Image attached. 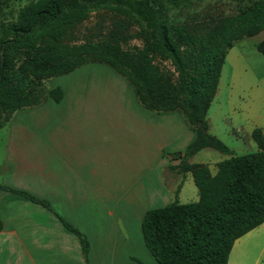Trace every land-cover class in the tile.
<instances>
[{
    "label": "trees",
    "instance_id": "16d2710c",
    "mask_svg": "<svg viewBox=\"0 0 264 264\" xmlns=\"http://www.w3.org/2000/svg\"><path fill=\"white\" fill-rule=\"evenodd\" d=\"M118 1L135 13L140 47H122L124 35L117 31L76 41V27L92 10ZM168 1L174 5L177 0ZM263 29L264 0L200 23L173 19L153 0H0V128L16 110L62 98L61 87L47 89L44 80L89 62L108 65L128 81L144 108L182 113L193 134L171 168L190 173L198 199L147 209L140 221L144 247L157 264H227L234 241L264 222V134L254 127L251 138L257 149L236 155L208 132L205 116L228 50ZM256 48L264 54V38ZM204 148L227 155L213 174L206 164L188 160ZM0 190L51 209L27 192L1 184ZM60 219L78 236L86 256V236Z\"/></svg>",
    "mask_w": 264,
    "mask_h": 264
},
{
    "label": "crops",
    "instance_id": "0c3cea01",
    "mask_svg": "<svg viewBox=\"0 0 264 264\" xmlns=\"http://www.w3.org/2000/svg\"><path fill=\"white\" fill-rule=\"evenodd\" d=\"M119 76L107 81L100 93L85 91L88 84H82L71 98L80 109L26 113L32 118V130L11 125L3 146L0 184L44 200L51 209L14 191L0 190V264H139V220L145 211L138 216V201L144 196L138 159L142 167L148 166L155 155V133L179 135L185 122L180 126L177 111L144 108L136 96L137 102L127 98L134 107L128 109L124 96L128 81ZM108 97L118 102V108L107 112ZM61 103L62 98L54 101V108H61ZM111 118L117 120L113 127ZM205 120L208 132L218 138L208 111ZM156 143L159 152L163 142ZM178 162L169 158L160 169L162 178L165 174L174 182L169 193L181 175L171 168ZM60 217L86 236V256L78 236L65 228Z\"/></svg>",
    "mask_w": 264,
    "mask_h": 264
},
{
    "label": "rangeland",
    "instance_id": "374dc122",
    "mask_svg": "<svg viewBox=\"0 0 264 264\" xmlns=\"http://www.w3.org/2000/svg\"><path fill=\"white\" fill-rule=\"evenodd\" d=\"M191 1L192 4L187 5L186 2L177 0L176 4L173 5L168 0H153L155 4H161L171 18L188 23L212 21L219 17L235 14L239 10L249 7L254 0ZM24 2L22 1L19 5ZM138 30L139 24L135 13L126 3L118 1L108 2L92 10L89 17L76 27L75 34L76 41L80 42L87 38L103 37L111 31H117L119 35H124L120 40L121 46L134 48L140 47L142 44V40L137 37ZM263 38L264 29L253 36L240 39L229 49L221 67L213 101L208 109L209 120L215 134L236 155L256 150L257 146L250 135L253 127H261L264 131V54L256 48V44ZM115 78L121 77L108 65L89 62L67 74L44 80L43 84L47 89L55 86L61 87L63 92L61 108L55 109L54 100L46 98L37 106L16 110L11 115L12 121L10 123L6 122L0 128V179L3 175L1 171L4 169L2 164L3 146L7 137L11 134L12 124L15 126L23 124L29 130H32V118H27L26 113L34 110H55L56 112L66 113L73 107V109H80L81 105L77 106L71 98L78 94L82 84H88V87L84 89L85 91L91 89L100 93L107 81ZM125 84L124 96L126 99L131 98L132 102H137L131 85L129 83ZM128 101L127 99V103ZM104 106V110L108 112L114 106L117 109L118 102L108 97ZM132 108L134 109L133 104L128 103V109ZM153 114H155V118H160L156 117L155 112ZM176 114V120L180 122V126L185 122L184 131L182 132L181 128L179 135L172 132L164 135L155 133V155L152 157V162H149L148 166L142 167L138 159V179L140 185L144 188L143 199L138 201V216L147 209L163 207L174 200L179 203H189L198 199V191L190 173L187 172L177 177L176 184L177 182L180 184L177 194H175V191L171 193L167 191V188L174 182H171L165 174L162 178L160 173L162 163H168L169 158L178 160L174 157L186 149L193 137L188 124L183 121L182 113L177 112ZM108 121L111 122L113 127V123L117 120L111 118ZM111 132L114 133L115 131L111 129ZM157 140L163 142L159 152H157ZM225 157L227 155L215 149L204 148L197 151L188 160L193 163L206 164L213 174L216 172V163ZM178 184L175 186L177 187ZM136 253L139 264H157L144 247L141 237ZM227 264H264V223L234 241L228 255Z\"/></svg>",
    "mask_w": 264,
    "mask_h": 264
}]
</instances>
